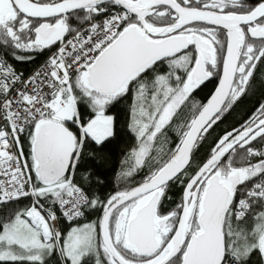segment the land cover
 <instances>
[{"label": "snow or ice", "instance_id": "obj_1", "mask_svg": "<svg viewBox=\"0 0 264 264\" xmlns=\"http://www.w3.org/2000/svg\"><path fill=\"white\" fill-rule=\"evenodd\" d=\"M0 264H264V0H0Z\"/></svg>", "mask_w": 264, "mask_h": 264}, {"label": "trees", "instance_id": "obj_2", "mask_svg": "<svg viewBox=\"0 0 264 264\" xmlns=\"http://www.w3.org/2000/svg\"><path fill=\"white\" fill-rule=\"evenodd\" d=\"M199 98V97H198Z\"/></svg>", "mask_w": 264, "mask_h": 264}]
</instances>
